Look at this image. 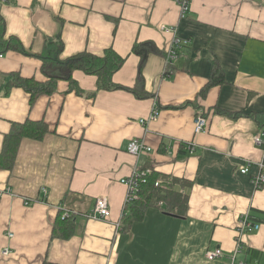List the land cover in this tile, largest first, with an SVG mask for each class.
I'll use <instances>...</instances> for the list:
<instances>
[{"label": "crops", "instance_id": "obj_1", "mask_svg": "<svg viewBox=\"0 0 264 264\" xmlns=\"http://www.w3.org/2000/svg\"><path fill=\"white\" fill-rule=\"evenodd\" d=\"M0 15L5 37L26 52L0 58V153L11 124L43 121L48 128L41 140L22 139L12 169H0V264H230L246 214L262 226L241 244L264 264V184H252L264 174V146L253 143L264 122V0H189L185 14L178 0H4ZM163 29L189 41L171 65L174 35ZM57 37L61 60L107 49L125 58L112 81L130 89L140 62L132 47L153 43L158 53L142 69L149 97L97 91L96 77L81 71L72 73L80 94L58 81L54 93L30 104L22 88L6 90L9 74L46 81L38 57ZM215 68L222 83L201 94ZM197 114L208 122L199 134ZM132 139L151 152L127 153ZM136 168L186 196L184 216L150 208L119 232L127 195L121 181ZM100 197L110 217L88 219ZM60 209L76 216L67 240L52 239ZM214 248L223 256L208 261ZM247 258L243 252L235 260Z\"/></svg>", "mask_w": 264, "mask_h": 264}, {"label": "trees", "instance_id": "obj_2", "mask_svg": "<svg viewBox=\"0 0 264 264\" xmlns=\"http://www.w3.org/2000/svg\"><path fill=\"white\" fill-rule=\"evenodd\" d=\"M5 35L6 25L4 19L0 15V54L5 55L9 51L26 54L21 43L16 38H6ZM62 49L63 44L60 41V38L57 37L56 41L53 43L50 42L49 48H44L43 53L38 57L42 62L40 70L42 75L46 78L45 82L38 83L34 79L21 78L18 74H9L7 75L8 77L5 85L6 90L11 87L22 88L30 95V104H32L40 95L49 96L54 93L58 81H67L70 85V89L80 94V89L72 79V73L74 71H81L86 75L96 77L97 91H115L124 89L131 91L139 99L149 97L142 88V69L147 57L150 54L158 53V50L153 43H136L132 47V53L140 57L136 87L133 89L122 87L112 81L113 74L122 67L125 61V58L117 55L112 49L105 50L102 56L83 52L68 59L61 60L59 59V56ZM214 70L208 86L201 91V94L206 93L208 87L222 83V74L217 68ZM260 126L264 127V122L261 123ZM47 132L48 128L43 121L32 122L27 120L24 123L11 124L9 132L4 136L3 146L0 153V169H12L22 139L29 138L33 140H41ZM145 169L146 168H142L141 170ZM159 179L164 178H161L157 173L152 172L151 175L145 178L144 182L139 183L136 195L137 198L124 205V215L119 224V232L127 231L134 221H141L144 218L146 210L150 208L184 216L187 206V197L177 191L160 188L159 185H156V181ZM171 181L172 183L170 185L178 183L174 179ZM63 215V209H60L54 223L52 239L59 238L67 240L74 234L73 225L76 216L69 214L67 217H63ZM244 254L246 257L249 256V258H247L249 261L250 259L252 260V257L257 256V253L248 249H245Z\"/></svg>", "mask_w": 264, "mask_h": 264}, {"label": "built area", "instance_id": "obj_3", "mask_svg": "<svg viewBox=\"0 0 264 264\" xmlns=\"http://www.w3.org/2000/svg\"><path fill=\"white\" fill-rule=\"evenodd\" d=\"M4 0H0V3H3ZM181 5L182 11L185 14L189 10V0H178ZM165 32H171L174 36L172 42L166 51V63L171 65L172 62L176 61L181 55V49L183 47L189 46V41L187 39H181L176 36L174 29H163ZM2 55L0 54V58ZM158 115L156 109L152 112L149 119L154 120ZM207 119L200 114H197L194 119V132L195 134L203 133L207 130ZM253 143L257 146H264V127L260 128L255 135L253 136ZM189 151L193 150V145H186ZM151 152V148L148 147L144 141L139 139H132L127 145V153L138 158L141 155L148 154ZM261 168H264L261 165ZM249 171L248 165H244L240 167V173L245 174ZM151 170H139L134 169L132 175L126 179H123L121 182L127 187V195L125 199V203H129L137 198L138 185L140 182H144L145 178L151 175ZM252 184L255 189H261L264 184V174H259L252 179ZM156 185H159L160 188L169 190V184H163L158 182ZM29 201L26 202L28 204ZM65 217L68 216V213L64 214ZM110 217V209L107 198L100 197L95 201L94 209L91 213L87 215L88 219H94L98 221H106ZM264 224V222H263ZM262 226L259 222H254L249 218V215H243L240 217L238 222V236L236 239V248L232 254L230 264H260L257 259H244L241 261H236L235 258L238 254H243L245 249L241 244V237L247 233H253L260 229ZM13 235L9 233L8 237L11 238ZM4 256L10 254L9 249H4L2 252ZM223 256V252L220 248H214L213 250H209L206 252V258L208 261H214L217 258H221Z\"/></svg>", "mask_w": 264, "mask_h": 264}, {"label": "water", "instance_id": "obj_4", "mask_svg": "<svg viewBox=\"0 0 264 264\" xmlns=\"http://www.w3.org/2000/svg\"><path fill=\"white\" fill-rule=\"evenodd\" d=\"M165 214H168V213H165ZM169 215V214H168ZM171 215H173V214H171Z\"/></svg>", "mask_w": 264, "mask_h": 264}]
</instances>
